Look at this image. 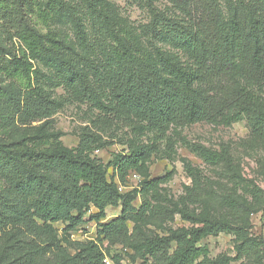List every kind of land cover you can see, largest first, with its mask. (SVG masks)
Masks as SVG:
<instances>
[{
    "label": "trees",
    "instance_id": "16d2710c",
    "mask_svg": "<svg viewBox=\"0 0 264 264\" xmlns=\"http://www.w3.org/2000/svg\"><path fill=\"white\" fill-rule=\"evenodd\" d=\"M81 1L97 33L96 46L104 52L99 65L93 56L97 40L89 39L78 17H73L77 49L64 44L56 32H41L17 20L13 24L21 46L1 71L18 85L21 99L4 98L3 110L14 114H0V124H45L22 140L0 141V264H106L107 254L94 240L57 235L55 223L64 224L71 234L88 220L97 222L99 239L130 250L132 261L218 264L196 261L203 251L199 243L209 235L236 230L231 223L198 219V225L168 235L149 234L142 227L160 228L175 213L188 218V203L226 208L228 198L195 179L179 208L147 201L136 206L135 193L122 192L108 178L106 166L88 154L99 145L93 133L83 131L75 148L47 136V121L60 103L37 83L40 70L33 61L55 68L65 87L115 117L132 115L154 129L245 119L249 130L264 140V0H172L180 16L155 12L142 30L182 50L185 60L142 47L131 28L117 29L112 18L96 8L97 0ZM30 3V11L47 20L67 7L63 0H48L44 7L37 0ZM154 151L153 146L135 144L128 154L116 157L113 168L124 177ZM161 182L154 178L144 187ZM91 206L97 212L86 216ZM108 207H120V213L102 223ZM111 261L119 264L120 258Z\"/></svg>",
    "mask_w": 264,
    "mask_h": 264
},
{
    "label": "rangeland",
    "instance_id": "374dc122",
    "mask_svg": "<svg viewBox=\"0 0 264 264\" xmlns=\"http://www.w3.org/2000/svg\"><path fill=\"white\" fill-rule=\"evenodd\" d=\"M32 0H0V114H14L3 109L4 98H20V88L5 77L1 68L12 53L21 46L13 27L17 23L26 24L41 32H56L60 40L68 46H76L73 17H78L89 39L93 42L96 64L104 62V52L97 45L96 31L91 30L89 11L81 0H63L64 8L58 17L42 19L31 10ZM48 0H37L45 6ZM96 8L107 14L119 29L131 28L142 47L175 53L185 60L184 52L163 40L142 30V26L152 20L155 12L178 17L180 13L172 0H97ZM77 49V48H76ZM92 56V55H91ZM39 68L37 83L60 103L58 111L47 121V136H55L68 148H75L83 131H90L98 137L99 145L92 146L88 154L101 162L107 169L109 179H113L122 192L133 191L134 204L147 201L168 207H181L193 181L199 180L202 187L228 198L230 205L216 208L205 203H188L186 214L179 213L165 221L160 228L143 226L149 234L168 235L179 228L196 226L198 219H218L231 223L236 230L222 231L203 238L199 245L203 251L196 261L218 264H264V140L253 134L245 119L223 123L199 121L188 125L169 124L159 129L151 128L132 115L115 117L99 110L91 101L80 97L61 82L53 67L40 61H33ZM264 90V88H263ZM21 99V98H20ZM0 124V141L22 140L24 134L31 136L38 132L45 120L32 121L24 126L15 123ZM28 129L29 131H24ZM33 129V130H32ZM135 144L153 146L155 151L145 157L141 167L121 177L113 168L117 156L128 154ZM161 178L159 185L146 189L144 182ZM3 180L0 177V188ZM90 207L87 215L96 214ZM230 212L233 214L231 215ZM107 217L100 222H108L117 217L120 207H108ZM57 235L74 241L94 240L111 258H120L119 264H148L149 259L132 261L131 251L121 245L107 244L96 234L97 222L88 220L78 231L68 234L64 224L55 223ZM71 252H73L71 250Z\"/></svg>",
    "mask_w": 264,
    "mask_h": 264
},
{
    "label": "built area",
    "instance_id": "2783aa9c",
    "mask_svg": "<svg viewBox=\"0 0 264 264\" xmlns=\"http://www.w3.org/2000/svg\"><path fill=\"white\" fill-rule=\"evenodd\" d=\"M103 261H104L106 264H109L107 257H105Z\"/></svg>",
    "mask_w": 264,
    "mask_h": 264
}]
</instances>
